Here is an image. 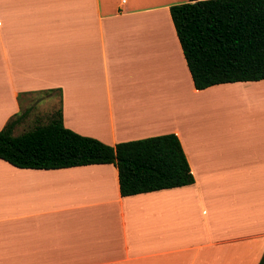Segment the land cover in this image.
I'll return each mask as SVG.
<instances>
[{"label": "crops", "instance_id": "1", "mask_svg": "<svg viewBox=\"0 0 264 264\" xmlns=\"http://www.w3.org/2000/svg\"><path fill=\"white\" fill-rule=\"evenodd\" d=\"M188 1L0 0V129L47 92L108 145L176 134L194 176L122 196L112 163L0 158V264H258L264 79L194 87L169 11Z\"/></svg>", "mask_w": 264, "mask_h": 264}, {"label": "trees", "instance_id": "2", "mask_svg": "<svg viewBox=\"0 0 264 264\" xmlns=\"http://www.w3.org/2000/svg\"><path fill=\"white\" fill-rule=\"evenodd\" d=\"M196 89L264 79V0H189L169 8ZM17 113L0 129V158L20 168L112 163L122 196L194 182L176 134L108 145L64 126L61 108L19 134ZM258 264H264V250Z\"/></svg>", "mask_w": 264, "mask_h": 264}, {"label": "rangeland", "instance_id": "3", "mask_svg": "<svg viewBox=\"0 0 264 264\" xmlns=\"http://www.w3.org/2000/svg\"><path fill=\"white\" fill-rule=\"evenodd\" d=\"M46 93L30 94L22 99L21 113H24V118L15 128L14 134H19L37 124H43L48 121L50 113L58 108V102L53 95L48 97ZM168 117L169 115L166 116V119Z\"/></svg>", "mask_w": 264, "mask_h": 264}]
</instances>
